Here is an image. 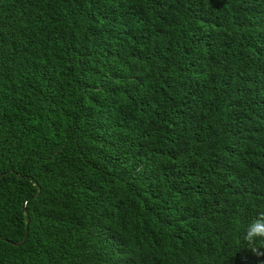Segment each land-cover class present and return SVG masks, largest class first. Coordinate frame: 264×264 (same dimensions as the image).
I'll use <instances>...</instances> for the list:
<instances>
[{
	"label": "trees",
	"instance_id": "1",
	"mask_svg": "<svg viewBox=\"0 0 264 264\" xmlns=\"http://www.w3.org/2000/svg\"><path fill=\"white\" fill-rule=\"evenodd\" d=\"M262 213L264 0H0V264H264Z\"/></svg>",
	"mask_w": 264,
	"mask_h": 264
},
{
	"label": "clouds",
	"instance_id": "2",
	"mask_svg": "<svg viewBox=\"0 0 264 264\" xmlns=\"http://www.w3.org/2000/svg\"><path fill=\"white\" fill-rule=\"evenodd\" d=\"M243 238L254 256L264 257V249L256 247L257 243H264V213L248 225Z\"/></svg>",
	"mask_w": 264,
	"mask_h": 264
},
{
	"label": "water",
	"instance_id": "3",
	"mask_svg": "<svg viewBox=\"0 0 264 264\" xmlns=\"http://www.w3.org/2000/svg\"><path fill=\"white\" fill-rule=\"evenodd\" d=\"M38 190H39V187H38ZM27 222H28V220H27ZM27 236H28V227L26 226V232H25L24 238L19 242H12V241H10V242L14 245H21L26 241Z\"/></svg>",
	"mask_w": 264,
	"mask_h": 264
}]
</instances>
